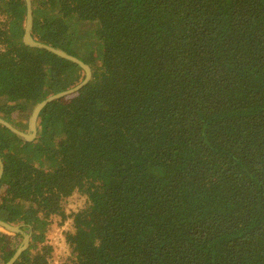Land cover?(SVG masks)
Masks as SVG:
<instances>
[{
    "label": "trees",
    "instance_id": "obj_1",
    "mask_svg": "<svg viewBox=\"0 0 264 264\" xmlns=\"http://www.w3.org/2000/svg\"><path fill=\"white\" fill-rule=\"evenodd\" d=\"M32 2L34 38L93 77L44 106L34 141L0 123V218L31 233L14 264L51 262L40 233L75 193L71 264H264V0ZM27 12L0 0L12 124L86 79L25 43ZM23 241L0 230V264Z\"/></svg>",
    "mask_w": 264,
    "mask_h": 264
},
{
    "label": "water",
    "instance_id": "obj_2",
    "mask_svg": "<svg viewBox=\"0 0 264 264\" xmlns=\"http://www.w3.org/2000/svg\"><path fill=\"white\" fill-rule=\"evenodd\" d=\"M26 1H27V5H28V12H27L26 33L24 35L25 43L29 46H32V47L46 48L51 52H54V53L66 58L70 61H73V62L79 64L86 71V79L82 83H80L78 86L73 87V88L68 89V90H65V91H62V92L55 94L53 96H50L49 98H47V99L43 100L41 103H39L34 108L32 114L30 116V119H29V122L27 125V129L22 130V129L18 128L17 126H15L14 124L7 121L6 119H4L2 116H0V123L1 124L5 125L7 128H9L11 131L16 133L17 135H19L23 139H25L27 141H34L38 136V119H39V115H40L42 109L44 108V106L47 105L48 103H50L54 99H58L64 95L73 93V92L81 89L84 85H86L92 79L93 69L89 64L84 62L82 59L70 54L69 52H67L63 49H60V48H55V47H53L47 43L37 41L34 38V36L32 34L33 25H34L33 2H32V0H26ZM4 172H5V165H4L2 158H0V181L2 179ZM0 227L5 232H8L10 234H21L24 236V241H23L22 245L20 246V248L18 249L16 254L7 263V264H14V262L23 253V251H25L29 247L30 242H31V233L26 231L25 229H23L22 225H13L10 222H8L4 219H1V218H0Z\"/></svg>",
    "mask_w": 264,
    "mask_h": 264
},
{
    "label": "rangeland",
    "instance_id": "obj_3",
    "mask_svg": "<svg viewBox=\"0 0 264 264\" xmlns=\"http://www.w3.org/2000/svg\"><path fill=\"white\" fill-rule=\"evenodd\" d=\"M32 112L33 110L30 114L16 113L13 116L17 123L22 122L28 125ZM16 122L13 124L17 125ZM83 203L84 200L82 199V195L79 193H75L73 196L66 197V200L62 204V212L59 214L56 213V216L61 219L62 224L56 228L47 227L45 230H43V232L40 233L42 240L38 242V250L42 251L44 245H49L52 250L51 262H49V264H71L76 259V255H74V249L72 248V243L69 240L68 235L69 233H76V214L78 212L77 206H80ZM65 214L68 215V218H64ZM40 216L43 219L42 222L46 223L45 218L41 214ZM0 230L4 231L1 227Z\"/></svg>",
    "mask_w": 264,
    "mask_h": 264
}]
</instances>
